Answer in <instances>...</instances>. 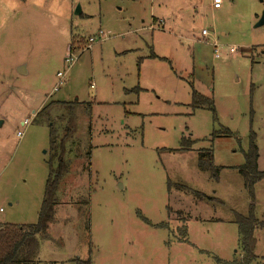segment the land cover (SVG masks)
<instances>
[{"label": "rangeland", "instance_id": "obj_1", "mask_svg": "<svg viewBox=\"0 0 264 264\" xmlns=\"http://www.w3.org/2000/svg\"><path fill=\"white\" fill-rule=\"evenodd\" d=\"M212 2L0 0V224L36 222L49 122L60 132L69 113L63 102L77 101L69 170L46 229L54 241H40L38 264L240 260L234 217L247 214L250 199L236 167L250 130L264 170V24L256 25L263 1ZM90 36L95 41L86 48ZM69 47L72 64L65 61ZM151 50L170 63L149 58ZM190 83L212 97L216 121L205 106L190 107ZM49 102L43 121H32ZM221 129L235 135L212 138ZM181 137L195 140L189 150L178 149ZM203 149L212 152L218 179L197 169ZM168 181L222 202L168 190ZM254 197L255 217L264 222V178ZM184 224L187 242L178 240ZM255 237L251 264H264V226Z\"/></svg>", "mask_w": 264, "mask_h": 264}, {"label": "trees", "instance_id": "obj_2", "mask_svg": "<svg viewBox=\"0 0 264 264\" xmlns=\"http://www.w3.org/2000/svg\"><path fill=\"white\" fill-rule=\"evenodd\" d=\"M149 58H158L160 60L167 61L165 57L157 56L152 50L148 56ZM169 62V60H168ZM140 63V59L137 61ZM170 63V62H169ZM191 87V101L190 107L192 109L205 106L212 114L214 121L217 120L216 109L212 97L205 96L197 92L192 84ZM136 91H139V87H135ZM53 102L45 104L34 116L32 121L41 123L43 116L47 113L48 108ZM77 101L63 102L66 104L69 113L67 116V122L63 126L60 132L57 131L54 121L49 122V159H48V173L44 185L42 194V201L38 210V216L35 223L32 224H14L3 223L0 224V264H38L36 258L39 253L40 241L54 239L46 232L47 225L54 219V205L56 203V191L62 177L68 173L70 162L66 158V143L76 132V117L74 114V107ZM91 104H87L88 114L91 111ZM232 134L227 129H221L219 131H213L211 133L212 138L217 134ZM195 140L189 137H181L180 139V151L189 150L194 144ZM244 162L242 165L236 167L239 173L242 175L244 186L250 199L248 212L246 215L235 214L234 222L237 225L238 244L241 251L240 260L233 259L231 261L223 260L218 257H214V260L218 264H251L255 259V228L258 226L263 227L264 222L259 221L254 214V186L255 184L264 178V170H259L257 166V160L259 155L258 146L256 143V134L253 130H250L248 147L243 153ZM197 169L201 172H209L218 179V169L214 167L213 155L210 149H203L197 153ZM183 191L191 194L198 201H205L211 203L222 201L214 196L204 194L202 192L193 190L186 185L179 183L167 182V189ZM168 214H171V207H167ZM181 213V211H176ZM139 216L143 218L145 222H148L139 212ZM156 226L165 228L163 223H159ZM88 227V225H87ZM180 233L181 242H187V226L184 224L178 228ZM208 253V252H207ZM71 264H93L91 258L75 257L71 261Z\"/></svg>", "mask_w": 264, "mask_h": 264}, {"label": "built area", "instance_id": "obj_3", "mask_svg": "<svg viewBox=\"0 0 264 264\" xmlns=\"http://www.w3.org/2000/svg\"><path fill=\"white\" fill-rule=\"evenodd\" d=\"M220 3H221V0H213L212 6L214 8H218L219 5H220ZM97 34H98L99 37H102L104 35V33L101 30H99ZM200 35L201 36H206L207 35V31L205 29H202L201 32H200ZM94 41H95V36H90L88 38V42H87L86 48L90 47V45L93 44ZM68 49H69V52L66 55L65 61L68 62L69 64H72L74 62V60L76 59V56L75 57L73 56V53H74L73 52L74 51L73 49L74 48L72 49V51H71L70 47ZM215 51H216V54L215 55L218 56L217 55L218 54L217 53V49H215ZM233 51H234V49L231 48L230 49V52L232 53ZM64 75H65V71L64 72H58L57 73V76L59 77V81H58V84L57 85L62 84ZM24 123H28V120L25 119L24 120ZM18 134H20V133H18ZM1 211H3L2 208H0V212Z\"/></svg>", "mask_w": 264, "mask_h": 264}, {"label": "water", "instance_id": "obj_4", "mask_svg": "<svg viewBox=\"0 0 264 264\" xmlns=\"http://www.w3.org/2000/svg\"><path fill=\"white\" fill-rule=\"evenodd\" d=\"M262 1H263V10H262L261 15H260V17H259V19L257 21V24H256L258 26L264 24V0H262ZM75 12L76 13L80 12V7L79 6L76 7Z\"/></svg>", "mask_w": 264, "mask_h": 264}, {"label": "crops", "instance_id": "obj_5", "mask_svg": "<svg viewBox=\"0 0 264 264\" xmlns=\"http://www.w3.org/2000/svg\"><path fill=\"white\" fill-rule=\"evenodd\" d=\"M214 8V7H213ZM219 8V7H218ZM201 36V35H200ZM202 37H204V36H202ZM157 55V54H156ZM157 56H159V55H157ZM162 57V56H161ZM257 166H258V164H257ZM40 249V248H39Z\"/></svg>", "mask_w": 264, "mask_h": 264}]
</instances>
